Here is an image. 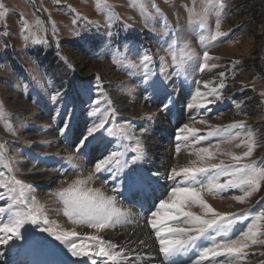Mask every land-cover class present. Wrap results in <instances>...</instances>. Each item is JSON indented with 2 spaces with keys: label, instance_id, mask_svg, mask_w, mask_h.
<instances>
[{
  "label": "rangeland",
  "instance_id": "374dc122",
  "mask_svg": "<svg viewBox=\"0 0 264 264\" xmlns=\"http://www.w3.org/2000/svg\"><path fill=\"white\" fill-rule=\"evenodd\" d=\"M79 2L0 0L6 13L0 20V65H3L0 67V194L5 197V200H0V207H7L9 187H14L19 194L20 187L13 180H20L25 195L35 197L54 230L76 231L79 234L77 243L88 245L93 243L87 239L89 236L99 235L107 239L110 228L98 231L86 225L73 224L64 215L63 201L58 193L77 179L87 180L89 174H93L95 178L87 181L86 187L100 189L107 196L117 195L112 191L115 182L109 173L95 174L93 163L105 147L109 151L123 152L126 158H130L137 154L132 151L137 147V138L144 152V159L137 168L149 178L150 184L154 183L156 177L152 174L157 171L145 160L144 141L151 124L161 121H164V127L173 128L171 158L177 160L180 155L188 158L186 162L170 164L162 171L170 191L161 196L151 211L159 207L160 200L168 199L171 189L183 179L180 176L175 182L169 180L170 170L198 166L200 162L195 150L201 147L212 146L216 152L210 163L223 160L226 165H232L234 161L227 153L243 156L248 150L250 133L253 150L240 164L264 167V0H224L220 30L225 36L207 47L201 43L200 36L214 32L216 20V12L209 9L205 29L199 27L198 14L207 6V0H82L84 7H79ZM152 4L159 8L160 13ZM88 7L93 8L94 15ZM170 35L180 38L173 47H170ZM34 40L47 42L35 44ZM205 50L211 59L202 71L200 65ZM187 51L194 52L195 57L188 59L184 55ZM143 53L152 57L148 71L162 74L161 78L169 81L166 88L157 93L143 83ZM221 82L223 88L219 87ZM85 88L90 90L86 95ZM197 88L207 100L212 99L207 95L209 89L215 88L220 99L208 104L207 110L201 107L188 109L189 103H201L196 97ZM57 90L65 95L58 104H54L50 96ZM97 100L100 101L98 105L95 103ZM207 100L203 103L207 104ZM164 105H168L167 110ZM64 107L75 108L69 142H78L77 138L88 125L107 118L106 128L111 130L108 139L112 143L108 145L106 142L98 147L94 159L88 157V150L93 146L82 150L87 154L80 157L58 135L63 116L53 117L58 109ZM97 107L99 112L95 110ZM149 115L154 119L149 121ZM185 124L196 133L189 135L188 142L182 143L177 153L175 137ZM236 124L242 127H230ZM141 128L147 131L141 132ZM216 128L221 129L218 136L197 143L198 136H206ZM237 132L240 133L237 139H225ZM105 134L108 135L107 132ZM217 144L218 151L214 147ZM69 155L72 156L71 162L67 159ZM193 161L197 164L193 165ZM214 175L201 174L198 179L207 183ZM51 178H56V182H49ZM227 179L231 177L220 176L218 182L224 183ZM50 183L51 186H47ZM237 195L243 196L244 191L230 189L223 193H210L206 189L201 190L202 199L215 211L247 217L239 222L234 219L230 230V238L233 239L264 210V181H260L258 190L243 202L233 199ZM116 206L127 214L125 221L129 226L150 228L145 218H141L150 216V212L133 214L126 209L133 205H128L118 195ZM251 210H256V213ZM185 211L204 214L197 205H185ZM6 220V214L0 216V221ZM167 223L187 227L180 225L179 221L169 220ZM258 226L264 232V219L258 221ZM119 227L128 226L119 224L111 228ZM151 231L155 238L154 231ZM209 235L215 236V233L210 232ZM258 238L264 239V236ZM216 239L222 238L217 236ZM43 240L46 248L39 252L16 250L15 245L11 250L0 246V252L8 251L0 257V264H9L11 260L6 259L9 254L12 259L23 257L27 264L32 260L49 262L55 254L63 257L67 261L65 264L91 261L87 257L66 254V249L47 234H43ZM22 243L17 241L16 245ZM156 244V255L152 258L160 255L157 240ZM203 246H210L208 236L198 241L197 247L169 260L163 258V261L165 264H173L174 260L175 264H191L199 258L197 253ZM245 251L247 256L241 264H264V255H261L264 246L252 245ZM126 257L125 264H129ZM93 259L99 264L111 262L102 256L93 255ZM224 260V257L217 258L213 264H222Z\"/></svg>",
  "mask_w": 264,
  "mask_h": 264
},
{
  "label": "snow or ice",
  "instance_id": "6c2138e0",
  "mask_svg": "<svg viewBox=\"0 0 264 264\" xmlns=\"http://www.w3.org/2000/svg\"><path fill=\"white\" fill-rule=\"evenodd\" d=\"M152 7L156 9L157 13H160L159 8L155 4H152ZM224 8V0H207V6L198 14L199 27L205 29L209 9L216 12L215 31L209 32L207 36H200V41L205 47L217 41L218 38L225 36V33L220 30ZM3 9H5V5L0 3V20H3L6 15ZM73 22L75 23L76 21L74 20ZM37 24H39V21H37ZM169 39L170 47H173L178 43L180 38L170 35ZM46 42L42 40L33 41L35 44ZM184 55L188 59H192L196 54L187 51ZM151 59L152 57L147 53L141 55V63L145 69L143 83L149 85L153 93H157L165 89L169 81L161 78L162 74L148 71V62ZM210 59L208 51L205 50L203 62L200 65L202 71L207 67ZM0 67H3V65H0ZM220 75L223 76L224 73H220ZM207 87L208 85L205 84V88ZM219 87H224L223 82L220 83ZM83 91L86 95L90 90L85 88ZM64 95L65 93L57 90L50 96V100L54 104H58ZM207 95L212 97V99L207 100L205 94L197 88L196 97L200 98L201 103L195 105L189 103L187 108L201 107L207 110L208 104L220 99L215 88L209 89ZM204 100H207V104L203 103ZM95 103L98 105L100 101L97 100ZM163 108L167 110L168 105H164ZM95 110L97 112L100 111L98 107ZM61 115L63 119L61 120V126L57 129L58 135L69 146L74 148L78 156L85 157L87 153L82 150L88 149L91 146L95 145V148H98L101 145H105L106 142L108 145L112 143L108 139V136L111 135V130L106 128L107 118L99 119L93 122L91 126L88 125L81 136L77 138L78 142H69V133L72 131V122L75 119V108L64 107L58 109L53 119H57ZM147 119L151 121L154 117L149 115ZM201 123H204V121H201ZM230 127L240 128L242 125L236 124ZM146 131V128H141V132ZM220 131L221 129L216 128L214 131L210 130L206 136H198L197 143L209 137L218 136ZM224 131L227 132V129ZM106 132L108 135L105 134ZM195 133L196 130L190 128L187 124L180 128L175 137V151L179 153L181 144L187 143L189 135H195ZM239 136L240 133L237 132L234 136L229 134L225 139L234 140ZM249 141L247 145L248 150L243 153V156L227 153L231 155L234 161L232 165H226L223 160H220L219 163H210L215 157L216 152L212 150V146H209L195 150V155L200 162L198 166L183 167L179 171L176 168L170 170V175L167 177L169 180L175 182L176 178L180 176L183 179L171 189L168 199L160 200L159 207L155 211L150 210V216L145 217L146 224L154 231L155 238L159 242V253L162 254L164 260H169L179 253L197 247L198 241L205 236H208L210 246L199 247L197 253L199 258L193 260L191 264H213L220 257L225 258L222 264H241V261L247 256L246 249L252 245L264 246V239L258 238L264 236V232L260 231L258 226V221L264 219V210L255 215L252 222L247 224L246 230H242L233 239L230 238V230L234 226V219L239 222L247 219V217L244 215L236 217V214L217 212L201 197V190L204 189L210 193H223L230 189H240L244 191V195L234 196L233 199L243 202L246 197L258 190L260 181H264V167L240 164V161L243 158L249 157L253 150L250 133ZM136 145L137 147L132 149V151L137 154L132 155L130 158H126L123 152L116 150L109 151L108 147H105V151L93 163L95 174L102 172L109 173L112 181L115 182L112 187L113 192L124 199L132 201H138L146 186H150L149 178L145 177L137 168L144 159V152L140 149L138 138L136 139ZM236 146L239 147L240 145L237 144ZM214 147L217 151L219 150V144ZM95 148H93L94 151ZM67 159L71 162L72 156L69 155ZM192 163L196 165L197 161H193ZM209 173H214L215 175L207 183L198 179L199 175ZM152 176L159 177V173H153ZM220 176L231 177V179L220 183L218 182ZM94 178L93 174H89L87 180L77 179L68 188L59 191L58 195L64 205V215L73 224L86 225L88 228L98 231L115 227L125 222L127 214L116 206L117 195L107 196L100 189L86 187L87 181ZM107 182L108 180L105 179V183ZM13 183L20 187V192L17 195L16 189L9 187L10 195L6 199L7 207H0V216L7 215L6 222L0 221V246H7L11 250L15 245L16 250L26 249V251L39 252L46 248L43 234H47L54 238L55 241H58L66 249V254H70L72 257H87L92 261V264H96V261L93 259V255H95L107 257L112 264H125L124 257L126 253L123 247L118 246L109 239L102 238L99 235L89 236L87 239H90L93 243L88 245L83 242L77 243L79 234L76 231L57 232L54 230L51 222L44 215L42 206L36 202L35 197L25 195L23 182L14 179ZM0 200H5L3 194H0ZM185 205H197L203 210L204 214L196 215L191 211H185ZM169 220L179 221L180 225H187V227L169 225L167 223ZM26 226H35V228ZM210 232H214L215 236L209 235ZM217 236L222 239L217 240ZM17 241H22L23 243L16 245ZM140 243L143 244L144 241L141 240ZM90 248L94 251H90ZM261 255H264V253H261ZM3 256L4 253L0 252V257ZM30 264H43V262L32 260Z\"/></svg>",
  "mask_w": 264,
  "mask_h": 264
},
{
  "label": "bare ground",
  "instance_id": "6f19581e",
  "mask_svg": "<svg viewBox=\"0 0 264 264\" xmlns=\"http://www.w3.org/2000/svg\"><path fill=\"white\" fill-rule=\"evenodd\" d=\"M164 125V121L151 124L150 132L148 133L147 138H145L144 141V148L146 149L145 160L148 165H150L152 168H154L155 171L159 173V177H156V181L150 184V186H146L147 190H144L138 201L125 199L130 205H133L130 208L127 206L126 209L131 210L135 215L136 212L139 211V208L142 209V211H139L142 212V214L147 213L146 211H144V209L148 210V208L151 207L152 202L156 201L159 194L162 196L163 194H166L170 191L169 182L164 178L165 176L161 175L163 173L162 171L169 167L170 164L185 161L188 158L187 155H180L178 156L177 160L171 158L173 153V139L171 136V131L173 130V128L169 129V127L166 128L164 127ZM77 132H79V129H77ZM93 148H95V145L88 150V157L90 160L94 159V156L100 147L95 148V151L93 150ZM51 179L48 181L52 183L56 182L54 180L56 178H53L52 180ZM47 186H51V183ZM145 216L146 215L141 217L142 220H144ZM122 224L128 227L110 228V231L107 234V239L116 243L118 246L123 247L127 256L126 258H128L130 264H165V262L163 261V256L161 254L156 258H152V256L156 255L155 245L157 244L156 239L152 235L151 228H147L144 225L131 227L126 221L121 223V225ZM141 240L144 241L143 244L140 243ZM6 252L8 253V251H4V253ZM140 257H144V259H141ZM12 258L13 256H11L10 254L9 256H6V259L11 260L9 264H27L26 260L23 257L19 260ZM174 261L175 262H172L173 264L176 263V260ZM42 262L43 264H65V262L67 261L63 257L55 254L53 255L51 261ZM68 264L74 263L69 262ZM85 264H92V261L86 262ZM106 264L112 263L110 262Z\"/></svg>",
  "mask_w": 264,
  "mask_h": 264
},
{
  "label": "crops",
  "instance_id": "0c3cea01",
  "mask_svg": "<svg viewBox=\"0 0 264 264\" xmlns=\"http://www.w3.org/2000/svg\"><path fill=\"white\" fill-rule=\"evenodd\" d=\"M51 1H53V0H51ZM68 1H74V0H68ZM79 4V7H84L85 6V3H82V0H80V2L78 3ZM87 6V5H86ZM89 9H90V11H91V13H92V7H88ZM82 13V12H81ZM96 13V12H95ZM92 15H94V13H92Z\"/></svg>",
  "mask_w": 264,
  "mask_h": 264
},
{
  "label": "trees",
  "instance_id": "16d2710c",
  "mask_svg": "<svg viewBox=\"0 0 264 264\" xmlns=\"http://www.w3.org/2000/svg\"><path fill=\"white\" fill-rule=\"evenodd\" d=\"M210 206V205H209ZM252 212H255L256 213V210H251ZM223 214H226V213H223ZM238 215V214H237Z\"/></svg>",
  "mask_w": 264,
  "mask_h": 264
}]
</instances>
